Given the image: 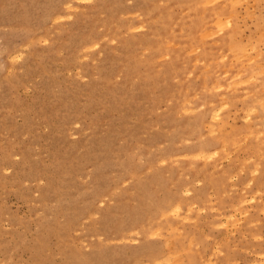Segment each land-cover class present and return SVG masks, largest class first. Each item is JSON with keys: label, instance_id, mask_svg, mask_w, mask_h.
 <instances>
[{"label": "rangeland", "instance_id": "rangeland-1", "mask_svg": "<svg viewBox=\"0 0 264 264\" xmlns=\"http://www.w3.org/2000/svg\"><path fill=\"white\" fill-rule=\"evenodd\" d=\"M0 264H264V0H0Z\"/></svg>", "mask_w": 264, "mask_h": 264}, {"label": "bare ground", "instance_id": "bare-ground-1", "mask_svg": "<svg viewBox=\"0 0 264 264\" xmlns=\"http://www.w3.org/2000/svg\"><path fill=\"white\" fill-rule=\"evenodd\" d=\"M57 2V1H56ZM219 30V29H218ZM231 77V76H230ZM137 213V212H136ZM90 257V256H89Z\"/></svg>", "mask_w": 264, "mask_h": 264}]
</instances>
